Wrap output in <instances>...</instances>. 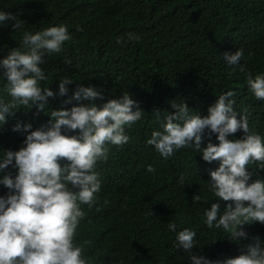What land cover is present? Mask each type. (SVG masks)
Masks as SVG:
<instances>
[{"label":"clouds","instance_id":"obj_1","mask_svg":"<svg viewBox=\"0 0 264 264\" xmlns=\"http://www.w3.org/2000/svg\"><path fill=\"white\" fill-rule=\"evenodd\" d=\"M6 23L17 31L25 22L3 9L0 26ZM71 38L62 23L25 30L20 47L0 58V81L11 97L7 102L0 98V126L6 114L21 106L45 108L56 93L42 87L48 76L40 65L46 54H59ZM243 56L242 48L223 54L229 75L244 72L248 89L264 100V72H245ZM71 82L60 78L58 94L66 96ZM232 96L230 90L219 94L203 116L183 101L173 103L175 111L167 112L146 139L155 154L136 215L140 221L163 224L162 235H175L173 246L189 253L191 264H264V136L250 130L248 114L234 109ZM97 98L103 100V93L96 86L79 85L65 101L77 103L51 110L47 125L31 131L30 123L13 126V131L27 134L19 150H0V186L8 189L0 195V264H91L74 239L85 215L81 205L95 204L103 187L95 168L97 161L107 159V146L127 143L126 129L143 115L128 92L100 105ZM238 130L243 131L242 138H228ZM204 135L211 138L206 145ZM185 159L192 163L181 164ZM178 167L190 172L196 182L194 191L204 188L209 197L206 206L198 203L186 211L191 225L184 223L183 212L171 222L155 196L158 190L160 195L174 191L162 179ZM184 180L180 176L179 182ZM196 246L204 248L201 254L211 255L237 246L238 255L212 260L192 253Z\"/></svg>","mask_w":264,"mask_h":264},{"label":"trees","instance_id":"obj_2","mask_svg":"<svg viewBox=\"0 0 264 264\" xmlns=\"http://www.w3.org/2000/svg\"><path fill=\"white\" fill-rule=\"evenodd\" d=\"M3 9L25 23L17 31L10 23L0 26V58L20 47L25 30L62 23L72 38L59 54H46L40 65L48 76L42 87L56 94L48 98L44 109L21 106L6 114L0 126V150L16 151L23 146L27 133L12 130L17 122L30 123L29 131L35 130L48 124L51 110L71 108L77 102L65 101L79 85H94L102 91L98 105L128 92L143 115L126 129L129 141L109 144L107 159L97 161L95 170L103 187L95 204L81 205L85 215L74 239L91 264H191L189 253L173 246L175 235H162L163 224L140 221L136 215L155 154L146 139L160 127L167 112L175 111L173 103L183 101L203 116L217 96L229 90L234 109L246 112L250 130L264 136V100L256 99L248 89L244 72L235 70L229 75L230 66L223 61L225 52L242 48L245 72H264V0H0ZM62 77L72 79L66 96L58 94ZM0 98L11 99L4 81H0ZM243 136L238 130L228 138ZM209 139L204 135L202 144ZM180 176L185 177L183 183ZM162 182L174 191L160 195L158 190V207L171 222L183 212L184 223L191 225L186 211L209 203L205 189L194 191V178L180 167L171 169ZM7 191L0 186V195ZM261 236L264 239V230ZM199 251L204 248L192 249L209 259L238 255L237 246L213 255Z\"/></svg>","mask_w":264,"mask_h":264}]
</instances>
